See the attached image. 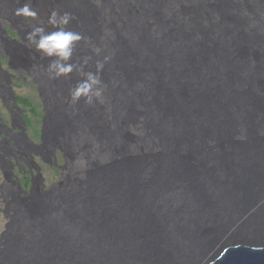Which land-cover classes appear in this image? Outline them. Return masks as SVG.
I'll return each mask as SVG.
<instances>
[{
	"label": "bare ground",
	"instance_id": "1",
	"mask_svg": "<svg viewBox=\"0 0 264 264\" xmlns=\"http://www.w3.org/2000/svg\"><path fill=\"white\" fill-rule=\"evenodd\" d=\"M100 1L0 0V264L264 249V0Z\"/></svg>",
	"mask_w": 264,
	"mask_h": 264
},
{
	"label": "rangeland",
	"instance_id": "2",
	"mask_svg": "<svg viewBox=\"0 0 264 264\" xmlns=\"http://www.w3.org/2000/svg\"><path fill=\"white\" fill-rule=\"evenodd\" d=\"M92 2H96L98 5H101V1L100 0H91ZM7 21L8 23H11L10 20H6L4 19V21L2 22L3 24V28H4V22ZM23 23H21L20 25H18V29L20 30V32L26 31L28 30V27H25L24 25H22ZM8 34V33H7ZM3 30L0 31V38L6 42H11V40L9 39L8 35H7ZM13 39H16V37H12ZM0 64L4 67L7 68L8 65V60L5 56L1 55L0 53ZM20 67V65H18V68ZM28 71H32L34 72V70L29 69ZM18 73V72H17ZM20 83V89H19V94L22 95L23 97H26L29 100V104H25V108L26 109V114L28 116V118L30 119V127H28V134L29 136L34 139L35 141H39V136H40V132H41V126H42V118H43V105H42V101L39 95V91H38V86L36 84V82L33 80V76L32 78H28V81H19ZM27 105V106H26ZM33 109V110H31ZM0 113L2 115H8V112L6 111L5 106L3 105L2 101L0 100ZM61 163H63V161H61ZM45 169H47V167H44ZM45 177H46V184L49 186L51 185L53 182L59 180L60 178V171L58 169H53L49 172H45L44 173ZM7 222V219L4 217V215H2L0 213V234L2 233V231L5 228V224Z\"/></svg>",
	"mask_w": 264,
	"mask_h": 264
},
{
	"label": "water",
	"instance_id": "3",
	"mask_svg": "<svg viewBox=\"0 0 264 264\" xmlns=\"http://www.w3.org/2000/svg\"><path fill=\"white\" fill-rule=\"evenodd\" d=\"M217 264H264V249L234 247L229 249Z\"/></svg>",
	"mask_w": 264,
	"mask_h": 264
},
{
	"label": "trees",
	"instance_id": "4",
	"mask_svg": "<svg viewBox=\"0 0 264 264\" xmlns=\"http://www.w3.org/2000/svg\"><path fill=\"white\" fill-rule=\"evenodd\" d=\"M27 106V105H26ZM31 110H33V109H31ZM34 111V110H33Z\"/></svg>",
	"mask_w": 264,
	"mask_h": 264
}]
</instances>
